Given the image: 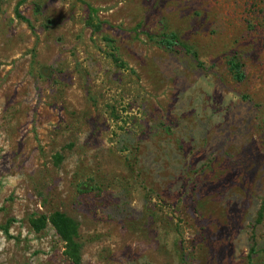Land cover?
Masks as SVG:
<instances>
[{
    "label": "rangeland",
    "instance_id": "374dc122",
    "mask_svg": "<svg viewBox=\"0 0 264 264\" xmlns=\"http://www.w3.org/2000/svg\"><path fill=\"white\" fill-rule=\"evenodd\" d=\"M56 210L79 264H264V0H0V264H72Z\"/></svg>",
    "mask_w": 264,
    "mask_h": 264
},
{
    "label": "trees",
    "instance_id": "16d2710c",
    "mask_svg": "<svg viewBox=\"0 0 264 264\" xmlns=\"http://www.w3.org/2000/svg\"><path fill=\"white\" fill-rule=\"evenodd\" d=\"M22 1V0H20ZM82 1V0H81ZM89 12H94V9L89 6L88 3L84 2ZM15 15L19 18L21 16L18 14L15 7ZM161 43L165 46H171L173 44L180 45L184 50L188 52L187 47L184 44L179 43L176 34L168 33L163 34L161 37ZM194 57V54H192ZM240 63L233 59L228 61V70L231 74V77L240 81L243 79V73L240 68ZM35 230H38L41 227V222L38 220L31 221ZM40 222V223H39ZM48 222L53 227L55 233L59 236V238L65 243V254L71 260L72 264H79L80 262V244L75 240L77 234V223L70 216L65 214L62 211H53L49 217ZM8 223L9 221H5L3 225H0V230L5 236H8Z\"/></svg>",
    "mask_w": 264,
    "mask_h": 264
}]
</instances>
